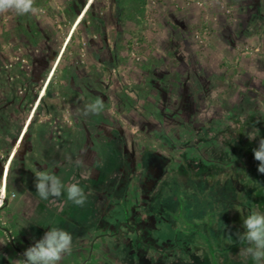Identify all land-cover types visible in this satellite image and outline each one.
I'll return each instance as SVG.
<instances>
[{
    "label": "rangeland",
    "instance_id": "374dc122",
    "mask_svg": "<svg viewBox=\"0 0 264 264\" xmlns=\"http://www.w3.org/2000/svg\"><path fill=\"white\" fill-rule=\"evenodd\" d=\"M34 6L0 14V264L53 227L73 236L60 264H255L237 233L264 213V0ZM29 112L13 147L1 127ZM37 171L78 182L85 204L41 199Z\"/></svg>",
    "mask_w": 264,
    "mask_h": 264
},
{
    "label": "clouds",
    "instance_id": "9594fccd",
    "mask_svg": "<svg viewBox=\"0 0 264 264\" xmlns=\"http://www.w3.org/2000/svg\"><path fill=\"white\" fill-rule=\"evenodd\" d=\"M35 0H0V14L15 13L16 15L36 14L38 9L34 6ZM104 108L101 99H96L89 103L83 110V115H98ZM259 129H253L248 132V139L255 140ZM254 159L259 162L258 172L264 174V137L259 139L258 147L253 149ZM71 160V158H68ZM79 166L81 161L77 160ZM36 193L43 200L50 198H59L65 192L67 199L77 206H83L86 202V195L79 183H70L65 185L62 180L48 171H37ZM3 197L0 196V204ZM243 233H237L238 240L247 242L249 245L241 250V255L251 257L255 264H264V213L251 212L243 220ZM73 236L67 230L62 228H50L41 239L27 248L23 253V259L14 261V264H60L65 255L72 252Z\"/></svg>",
    "mask_w": 264,
    "mask_h": 264
},
{
    "label": "crops",
    "instance_id": "0c3cea01",
    "mask_svg": "<svg viewBox=\"0 0 264 264\" xmlns=\"http://www.w3.org/2000/svg\"><path fill=\"white\" fill-rule=\"evenodd\" d=\"M44 93H40L38 98L35 99V101L33 103H35V107L37 108V105L41 99V97L43 96ZM20 109V107H19ZM19 111V110H18ZM34 112H29L28 114H26L25 118L21 121H18L17 119L14 118V120H12V122H10L11 126H5V127H1L4 128L6 131L9 130V128L7 127H11L10 129H12L11 133L8 132V134H6V138H8L9 144L13 147H15L19 142H23L26 139V134L24 133V131L26 129H29L31 126V119L33 116ZM39 124V123H37ZM40 125V124H39ZM38 125L37 127H35L33 130H38ZM35 134L32 135V137H34ZM14 149V148H13Z\"/></svg>",
    "mask_w": 264,
    "mask_h": 264
},
{
    "label": "trees",
    "instance_id": "16d2710c",
    "mask_svg": "<svg viewBox=\"0 0 264 264\" xmlns=\"http://www.w3.org/2000/svg\"><path fill=\"white\" fill-rule=\"evenodd\" d=\"M52 98H54L52 92L47 91V92L41 97V99H40V101H39V103H38V105H37L36 110H38V111H41V110H46V111H48V110H49L48 108H50V100H51ZM34 100H35V98H34ZM48 112H49V111H48ZM243 151L247 152V149L245 148V145H244V147H243Z\"/></svg>",
    "mask_w": 264,
    "mask_h": 264
},
{
    "label": "built area",
    "instance_id": "2783aa9c",
    "mask_svg": "<svg viewBox=\"0 0 264 264\" xmlns=\"http://www.w3.org/2000/svg\"><path fill=\"white\" fill-rule=\"evenodd\" d=\"M0 196L3 197V201H4L5 200L4 189L0 190Z\"/></svg>",
    "mask_w": 264,
    "mask_h": 264
},
{
    "label": "flooded vegetation",
    "instance_id": "af4514ba",
    "mask_svg": "<svg viewBox=\"0 0 264 264\" xmlns=\"http://www.w3.org/2000/svg\"><path fill=\"white\" fill-rule=\"evenodd\" d=\"M35 101V100H34Z\"/></svg>",
    "mask_w": 264,
    "mask_h": 264
}]
</instances>
